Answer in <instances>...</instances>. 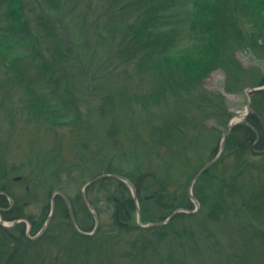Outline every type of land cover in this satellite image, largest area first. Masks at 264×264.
<instances>
[{
	"label": "rangeland",
	"instance_id": "obj_1",
	"mask_svg": "<svg viewBox=\"0 0 264 264\" xmlns=\"http://www.w3.org/2000/svg\"><path fill=\"white\" fill-rule=\"evenodd\" d=\"M21 1L32 31L39 33L40 23L46 24V31L41 29L46 40L36 46L41 60L20 55L12 67L0 54V197L8 194L2 201L15 208L0 212L9 226L0 225V247L6 248V255L15 254L20 264H264V233L252 236L253 228L264 232V143L260 149L243 154L235 149V142L226 146L225 140L220 163L208 177L217 182L212 185L206 179L202 187L200 182L193 184L198 208L189 197L192 179L218 153L228 123L251 106L252 95L246 90L264 80V53L259 56L247 45L252 24L242 5L225 1L243 41L226 55L224 66L198 81L195 66L186 68L194 58L189 54L175 56L173 61L179 67L173 70L167 69L165 60L146 65L151 55L163 52L149 50L147 42L166 40L152 31L153 8L157 3L165 6L164 0ZM248 1L263 10L264 18V0ZM190 4L189 0H176L174 21L161 19V27L176 29L177 41L184 47L190 44ZM58 34L70 43L72 51H56L53 43ZM132 36L134 41L140 38L133 44L148 47L140 50L143 58L141 54L117 53L121 44H132ZM232 40L234 45L235 35ZM259 46L263 52L261 40ZM73 53L82 68V78L76 75L75 60L68 62ZM231 58L242 71L239 75L229 70ZM211 61L201 62L205 63L201 74L215 63ZM57 63L67 74L71 95L61 105L60 94L51 90L53 84L46 76L49 72L57 76ZM109 71L115 74L110 77ZM205 94L220 99V111L212 104L198 102ZM51 102L63 109L47 108ZM65 107L73 109L79 121L64 117L63 112L68 111ZM260 109L263 113L264 106ZM168 121H175L183 131L180 138L172 132L171 146H163L168 140L157 141L151 134ZM107 171L126 178L141 200L136 208L139 213L136 210L126 216L125 225L115 216L117 203L130 198L128 185L123 182L125 189L109 181L106 188L96 184L85 189L90 209L99 215L94 239L74 233L58 203L37 244L26 238L40 231L50 214L55 191L73 200L77 224L91 233L94 220L83 205L81 190L88 180ZM218 182L236 190L229 193L225 187L216 202L207 200L206 194H218ZM217 203L223 208H214ZM179 205L183 207L177 210L195 211L181 213L179 219L172 218L164 225L139 226L161 222ZM249 210L253 219L247 216ZM16 216L19 218L11 220ZM14 221L17 224L13 225ZM19 225L20 229H14ZM32 228L39 230L33 233ZM4 229L13 239H7Z\"/></svg>",
	"mask_w": 264,
	"mask_h": 264
},
{
	"label": "trees",
	"instance_id": "obj_2",
	"mask_svg": "<svg viewBox=\"0 0 264 264\" xmlns=\"http://www.w3.org/2000/svg\"><path fill=\"white\" fill-rule=\"evenodd\" d=\"M133 1V0H132ZM134 1H144V0H134ZM166 2L165 6H159L157 3V6L153 8V27L152 31L159 35L160 37H165L166 40L158 39L154 42L148 41L149 47L151 49L149 50H163L162 53L156 55L155 53L153 55L152 51L149 52L148 56L145 57L144 61H147L150 56V63H146V65L150 64L152 65L155 61L158 60H165L164 64L165 66H169L167 69H172V67H179L176 66L173 61V58L175 59V56L178 55H188L193 56V60H189L188 67L195 66V76L197 77L198 81L200 79L207 76L208 72L216 69L217 67H222L223 59H225L226 55L232 54L236 49L238 43H240V40L243 41L241 37V30L236 21L232 20V11L229 9V6L225 3V1L229 0H189L192 2L191 8H188L187 11H192L188 13V21L189 25L187 26L188 31L187 35L190 40V44L187 46H182L178 43L177 40L180 39V37L176 36V29L173 26H167V27H161V19L165 18L168 23L174 21V16L176 14L175 10L173 9L175 6L176 0H164ZM236 7L242 5V10L246 13L247 17L249 18L252 29L250 32L249 38H247V45L252 46L254 49V53H264L262 52L261 46L257 47V43L259 40H261L264 43V18L261 15V11L263 10H257L256 5H253L252 2L248 0H233ZM241 7V6H240ZM234 8V7H233ZM0 54L1 57L4 60V63L8 66H14L16 63V60H18V57L21 55L22 57L25 56H37L40 60L42 59V55L38 53L37 44L41 43L43 40H46L45 34L42 33L41 29H45L46 31V24L42 25V22L40 23L41 26L38 28V32L36 29L33 31L31 30V26L29 25V22L26 20V16L23 12V5L21 0H0ZM195 12V13H194ZM193 16H191V14ZM160 16V19L157 21V18ZM234 16V15H233ZM234 18V17H233ZM157 21V22H156ZM160 26V27H158ZM145 29V28H144ZM164 32V35L162 34ZM61 33H63V30H61ZM140 33H142V29H140ZM132 34V33H131ZM137 34L134 33L133 36H136ZM235 35V44L233 45L232 36ZM132 36V37H133ZM140 38H144L143 40L147 41L146 37L144 35H141ZM140 38L137 41H134V37L132 38V44H121L120 47H117V53H121L124 55L127 54H135V55H142L141 57L145 55L143 52H141V49H147L142 48L138 44H133L134 42L140 41ZM57 42V43H56ZM66 39L63 36V38H60V35L58 34V38H55V44L54 47H56V51L59 50H67L72 51V47H70V43H66ZM235 46V47H234ZM70 47V48H69ZM160 48V49H157ZM234 47V48H233ZM261 49V50H260ZM16 50V51H15ZM38 50V51H37ZM114 50V52L116 51ZM148 50V49H147ZM63 55V53H60ZM138 56L134 57L137 58ZM75 58V59H74ZM131 58V57H130ZM209 60L212 59L211 62H215L211 67L207 68V70L202 72V66L205 64H202L201 62L203 60ZM219 59V60H218ZM76 62V75L79 77H83V71L82 68L79 66V63H77L76 59V53H73V57H71L68 62L74 61ZM126 60V59H124ZM185 59H182V62H184ZM62 64V61L60 62ZM121 63V62H120ZM61 64L57 63L56 73L57 76L53 77V74L51 72L47 73V79L51 80V90H56L60 96H59V102L60 105L63 104L64 101H68L71 98V95L69 93V90L67 89L68 79H65L67 74L63 72V69L61 68ZM231 58V64L228 66L231 74L236 72L237 75L242 73L241 70H238V65L236 64ZM122 65V64H120ZM145 65V64H144ZM227 71V68H225ZM206 71V72H205ZM109 76L112 77L115 73H112L109 71ZM229 72V71H228ZM60 73V74H59ZM171 72H169L170 74ZM244 73V72H243ZM58 83H55L56 78L58 77ZM71 75V74H70ZM176 75V74H175ZM203 75V76H202ZM242 75V74H241ZM202 76V77H201ZM86 84V83H85ZM121 94V93H120ZM263 97V98H262ZM55 102V101H53ZM53 102L50 103L52 106H47L49 109H58L62 110L63 107L61 106H55L53 105ZM200 104H212L215 109L218 111L221 110L220 108V99H217V97H212L210 95H203L198 101ZM261 102H264V93L262 94H256L253 102V106L260 110ZM64 110H68L67 113H64V117H68L71 119H76V121H79L78 115H74L73 109L69 107H65ZM252 126L255 127L258 133H256ZM181 128L177 126L175 121L166 122L163 126L155 127L152 130V137L156 138L157 141H160L161 139L163 141L168 140V143L163 146H171L170 142H172L170 139L172 136V132L175 134V136L182 135ZM263 131H261L260 126L254 121L249 119L246 122H243L241 124H237L233 126V129L228 134V137L226 138V146H232V144L235 142V149L240 151L243 154H248L250 150L260 149V146L262 143H264V135L262 136ZM261 134V135H260ZM170 141V142H169ZM173 146H177V143H174ZM175 148H172V151H174ZM213 158V157H212ZM212 158L208 159L211 160ZM239 158V157H238ZM207 160V161H208ZM220 163L218 160L212 167H210L206 172H204L198 179L197 183L200 182V187L203 185L202 182L206 181V179H209L208 181L210 183L217 182L216 178H208L210 177L212 171L216 166ZM246 167V166H245ZM242 171V170H241ZM107 173H112V171H107ZM240 173V172H239ZM238 173V174H239ZM160 176V175H158ZM104 181V180H103ZM118 186L122 185L124 186L123 182H117ZM218 194L215 195L214 192H211L210 194H206V199L210 200L212 202H216L215 198H219L221 194L223 193L222 190L225 189V187H228L229 193L232 192V189L236 190L232 185H224V182H221L218 184ZM125 189H127L126 186H124ZM233 190V191H234ZM120 196V195H119ZM121 197V196H120ZM2 198V197H1ZM3 199V198H2ZM202 199V198H201ZM70 201H73L70 199ZM57 208L59 211L64 213L65 219L69 220V216L66 210V207L62 200L59 199L57 202ZM219 205V206H218ZM183 207L182 205H179L175 208H172L171 211L177 210V208ZM187 207V206H186ZM214 207V206H213ZM223 208V205L220 206V204L217 203V206L214 208ZM122 208V206H121ZM120 208V209H121ZM123 209V208H122ZM130 210H134V208H128ZM255 210V208H252ZM142 217L145 218L144 214L142 213ZM170 215V214H169ZM182 214L178 213L174 219H179ZM247 215V214H246ZM250 219L254 218V215H251V211L249 210L248 215ZM92 217V216H91ZM141 217V218H142ZM18 217H13L11 220H16ZM167 218V217H166ZM165 217H163L162 220H164ZM116 220V219H115ZM123 223H126L127 219H122ZM71 225V222H70ZM254 225V224H253ZM72 226V225H71ZM123 226V225H122ZM22 227L21 225L14 227V229H20ZM39 227V226H38ZM73 227V226H72ZM78 227H80V224L78 223ZM74 229V228H73ZM262 229V228H261ZM39 229L38 228H32L31 232L36 233ZM263 230V229H262ZM262 230H257L253 228L252 236L256 238V235L259 237L260 234H263L264 232ZM6 233L7 239H13L9 235L10 233L4 229ZM75 229L73 230V232ZM251 231V230H250ZM249 231V233H250ZM76 233V231L74 232ZM13 241V240H12ZM39 240H35V244H37ZM14 242V241H13ZM15 248V246H14ZM17 249V248H16ZM7 251L6 248L3 246L0 247V264H20L21 260H17L15 254H8L6 255ZM51 258L56 259L57 256H51ZM43 264V263H42Z\"/></svg>",
	"mask_w": 264,
	"mask_h": 264
},
{
	"label": "water",
	"instance_id": "obj_3",
	"mask_svg": "<svg viewBox=\"0 0 264 264\" xmlns=\"http://www.w3.org/2000/svg\"><path fill=\"white\" fill-rule=\"evenodd\" d=\"M255 90H256V89H248V90H246V92H255ZM247 111H248L249 114H251L252 116H254V117L256 118V120H258V122L261 124V126H262L263 129H264V122H263V120L261 119V117H260V116H259L254 110H252L250 107L247 108ZM233 112L236 113L237 110L234 109ZM233 125H234V124H232V120H231V121L228 123V125H227L228 132L222 136V139H221V142H220V148H219L218 153H217V154H216L211 160H209L208 162H206V163L200 168V170L196 173V175L194 176V178L192 179V182H191V184H190V186H189V197H190V200L195 204L196 208H198V202H197V200L194 198V196H193V194H192V187H193V184L197 181V179H198V178H199L204 172H206L210 167H212V166H213V165L219 160V158L221 157V155H222V153H223V151H224L226 136L231 132V130H232V128H233ZM108 176L113 177V178H115L116 180H120V181H122V182H126L127 185L131 188V190H132V191H135L133 185H132V184H131L126 178H124V177H122V176H118V175H101V176L97 177L96 179H94V180H92V181H89V182L85 183L84 186H83V188H82L83 191L81 190V198H82V201H83L84 205H85L86 208L89 210L91 216H92L93 219H94V228H93V230H92L91 233H86V232L82 231V230L78 227V224H77V222H76V220H75L74 213H73V210H72V208H71V205H70L69 200H68L67 197L64 196L61 192H59V191H55V192L52 193V199H51V200H52V206H51L50 214H49L48 217L46 218V220H45L44 224L42 225L40 231H39L35 236L30 237L29 235H26V237H27L28 239H30V240H35V239L39 238V237L43 234V232H44L45 229L47 228V226H48V224H49V222H50V220H51V218H52V214H53V211H54V196H55V195H59V196L62 198V200L64 201L65 206H66V210H67V213H68V216H69V220H70V222H71V225H72L73 228L75 229V231H76L78 234H81V235H87V236H88V235H93V234L97 231V229H98L99 219H98L97 215L94 213V211H92V210L90 209V204H89V202H88V200H87V198H86L84 188H86L87 185L93 183L94 181H97V180H99V179H101V178H105V177H108ZM16 180H17V179H16ZM194 211H195V210H194ZM194 211H187V210H185V209H178V210L173 211V212H172L167 218H165L163 221H161V222H159V223L147 224L146 226H143V225L139 224V226H140L141 228L146 229V228H151V227H153V226L164 225V224H166L167 222H169L172 218H174L178 213H185V212L192 213V212H194ZM17 222H18V221H14V222H13V225L17 224ZM0 225H2L3 227H6V228L9 227V226H7V225L4 223V221H3L2 217H1V215H0ZM13 225H12V226H13Z\"/></svg>",
	"mask_w": 264,
	"mask_h": 264
},
{
	"label": "bare ground",
	"instance_id": "obj_4",
	"mask_svg": "<svg viewBox=\"0 0 264 264\" xmlns=\"http://www.w3.org/2000/svg\"><path fill=\"white\" fill-rule=\"evenodd\" d=\"M263 53H258V55L260 56V55H262ZM253 89H256L255 90V92H249L251 95H252V104H251V106H250V108L252 109V110H254L260 117H261V119L263 120V122H264V112L262 113L260 110H257L254 106H253V102H254V98H255V96H256V94L258 95V94H262V93H264V80H258V82H257V84H256V88H253ZM248 93V92H247ZM263 98V97H262ZM261 105L262 106H264V102H261ZM248 108V107H247ZM247 108H246V112L245 113H242V114H240V115H237L236 116V118H233L232 119V124H235L236 122H239V121H241V120H245L244 122H246V121H248L249 119H251V120H254L259 126H260V128H261V131H263V133H264V129H263V127L261 126V124L258 122V120H256V118L254 117V116H252L251 114H249L248 113V111H247ZM238 112V111H237ZM236 112V113H237ZM252 129L256 132V133H258L257 132V130L255 129V127H253L252 126ZM261 135V134H260ZM101 175H118V176H120L119 174H113V173H101V174H98L97 176H95V177H93V178H91L90 180H88L87 182H89V181H92V180H94V179H96L97 177H99V176H101ZM104 180V181H103ZM109 181H111V182H114L115 184L117 183V182H119L120 180H116L115 178H113V177H110V176H108V177H105V178H101V179H99V180H97V181H94L93 183H91V184H89V185H87L86 186V188H84V190L85 189H87V188H91V186H95L96 184H99L100 185V189H103V188H106V186H107V184L109 183ZM86 182V183H87ZM121 182V181H120ZM133 185V184H132ZM133 187H134V189H135V191H132L131 190V188L128 186V191H129V193H130V198L128 199V200H124V202L123 201H119L118 203H117V208L120 206V208H121V206H122V208L120 209V211H119V214H118V217H119V219L121 220V223H119L117 220V222L120 224V225H124V223H123V221H122V219H126V216L128 217V215H131V213L132 212H135L136 210H137V212L139 213V210L138 209H136V208H138V206H137V203L139 202L140 204H141V200H140V198L138 197V195H137V189L135 188V186L133 185ZM137 192V193H136ZM65 204V203H64ZM66 207V206H65ZM141 207V206H140ZM128 208H134V210L132 211V210H130V209H128ZM94 213L97 215V217L99 216L98 215V213H97V211L95 210L94 211ZM98 219H99V217H98ZM99 226V225H98ZM96 233H94L93 235H83L86 239H88V240H92V239H94V235H95ZM81 235V234H80Z\"/></svg>",
	"mask_w": 264,
	"mask_h": 264
},
{
	"label": "flooded vegetation",
	"instance_id": "obj_5",
	"mask_svg": "<svg viewBox=\"0 0 264 264\" xmlns=\"http://www.w3.org/2000/svg\"><path fill=\"white\" fill-rule=\"evenodd\" d=\"M19 181H20V178H19ZM26 190L27 191H29V188L28 187H26ZM64 195V194H63ZM8 196V194H6V195H3L2 197H7ZM65 196V195H64ZM54 208H56V203L58 202L57 200H62V198L59 196V195H55L54 196ZM68 200H69V202H70V198H67ZM3 199L0 197V212H12L15 208H13V204H10L8 207H7V205H6V201H2ZM57 201V202H56ZM63 201V200H62ZM83 202V201H82ZM12 203H14V201L12 202ZM63 203H64V201H63ZM65 205V204H64ZM70 205H71V202H70ZM83 205H84V203H83ZM85 206V205H84ZM5 207H7V208H5ZM86 207V206H85ZM24 208H25V206H24ZM72 210H73V208H72ZM118 211H120V206L118 207V210H117V213H116V216H115V219L119 222V223H121V220L119 219V217H118ZM74 213V212H73ZM1 217H2V215H1ZM16 217H18L19 218V216H16ZM93 218V217H92ZM2 219H4L3 217H2ZM94 220V219H93ZM44 222H45V220H44ZM44 222H43V224H44ZM42 224V225H43ZM124 225H125V223H124ZM42 227V226H41Z\"/></svg>",
	"mask_w": 264,
	"mask_h": 264
}]
</instances>
